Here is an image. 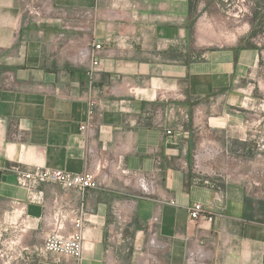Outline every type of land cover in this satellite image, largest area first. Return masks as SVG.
I'll return each mask as SVG.
<instances>
[{
	"label": "crops",
	"instance_id": "1",
	"mask_svg": "<svg viewBox=\"0 0 264 264\" xmlns=\"http://www.w3.org/2000/svg\"><path fill=\"white\" fill-rule=\"evenodd\" d=\"M45 1L0 0V229L14 200L31 225L0 237V264H264V101L248 35L191 60V0H51L63 13L25 22ZM36 167L91 170L103 185L82 198L43 183L30 202L17 175ZM81 202L82 257L39 251L50 215ZM195 203L212 219L192 220Z\"/></svg>",
	"mask_w": 264,
	"mask_h": 264
},
{
	"label": "built area",
	"instance_id": "2",
	"mask_svg": "<svg viewBox=\"0 0 264 264\" xmlns=\"http://www.w3.org/2000/svg\"><path fill=\"white\" fill-rule=\"evenodd\" d=\"M51 0H47L41 3L39 6H29L24 9V21H40L42 16L51 15L55 12L63 13V9H55L51 4ZM78 17H92L93 12L91 10H80L76 14ZM90 52L88 56L83 57L84 63L87 64L88 77L90 78L89 85L93 86V78L95 77V72L97 65L99 64V59L96 57L103 50V45L100 42L93 40L88 43ZM8 80L4 83L6 88L12 86L11 74L7 75ZM10 78V79H9ZM175 98H185L181 93L175 95ZM92 108L94 102L90 103ZM91 113V111H90ZM165 111L159 109L157 111V116L159 122L163 121L165 117ZM195 114L197 117H202L204 113L197 107L195 109ZM260 119V118H259ZM258 119V120H259ZM259 123V122H258ZM257 123V124H258ZM88 124L81 125L82 130H90ZM166 133L172 134L171 130L167 129ZM13 136H16L13 134ZM260 149L264 148V142L259 145ZM260 156L259 154L257 155ZM43 183H53L57 184L64 189L75 190L78 195L82 198L89 189L100 188L103 182L100 181L94 171L86 170L79 173H74L70 171H64L63 169H50L43 167H36L32 170L21 171L17 175V184L20 187L25 188L29 192L30 202H41V191L33 194V189ZM81 198V199H82ZM167 202L174 204L175 201L169 199ZM12 208L5 219L2 220V228L0 229V237H4V234L16 233V231L24 232L30 229L31 225L28 220V215L25 214V205L18 200L12 201ZM189 215L192 220H197L202 217L207 219H212L211 215H208L201 203H195L194 205L188 207ZM85 207L81 202L77 209L62 210L57 211L51 216V229L45 235L43 244L39 247V251L43 254L49 255L50 253L70 256L75 259H80L83 252V231L85 225ZM70 221L73 225V229L69 232L66 231V224ZM6 241L7 247L15 245V239L11 237L9 239H4ZM0 256L6 257L2 252Z\"/></svg>",
	"mask_w": 264,
	"mask_h": 264
},
{
	"label": "rangeland",
	"instance_id": "3",
	"mask_svg": "<svg viewBox=\"0 0 264 264\" xmlns=\"http://www.w3.org/2000/svg\"><path fill=\"white\" fill-rule=\"evenodd\" d=\"M191 1V60L198 58L205 48L230 43L232 31H237L235 40L240 35H248L247 45L257 48L259 54L258 75L250 82L262 89L260 98L264 101V0Z\"/></svg>",
	"mask_w": 264,
	"mask_h": 264
},
{
	"label": "bare ground",
	"instance_id": "4",
	"mask_svg": "<svg viewBox=\"0 0 264 264\" xmlns=\"http://www.w3.org/2000/svg\"><path fill=\"white\" fill-rule=\"evenodd\" d=\"M202 20H204V19H202ZM205 21H206V20H205ZM200 24H201V23H200ZM204 24H205V23H204ZM205 30H206V29H205ZM207 31H208V30H207ZM205 32H206V31H205ZM235 37H236L235 34H233V32H232V33L230 34V37H229V38H230V40H231V39H235Z\"/></svg>",
	"mask_w": 264,
	"mask_h": 264
}]
</instances>
